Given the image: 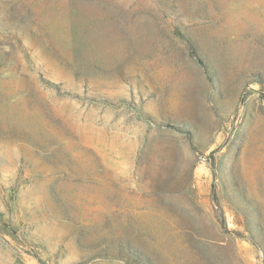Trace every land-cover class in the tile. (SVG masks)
I'll use <instances>...</instances> for the list:
<instances>
[{"label":"rangeland","instance_id":"374dc122","mask_svg":"<svg viewBox=\"0 0 264 264\" xmlns=\"http://www.w3.org/2000/svg\"><path fill=\"white\" fill-rule=\"evenodd\" d=\"M0 264H264V0H0Z\"/></svg>","mask_w":264,"mask_h":264}]
</instances>
